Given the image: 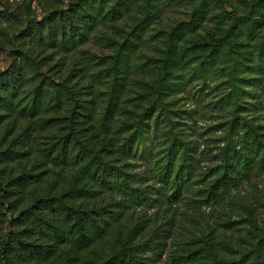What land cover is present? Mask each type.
<instances>
[{"label":"trees","instance_id":"16d2710c","mask_svg":"<svg viewBox=\"0 0 264 264\" xmlns=\"http://www.w3.org/2000/svg\"><path fill=\"white\" fill-rule=\"evenodd\" d=\"M130 8L131 2L123 0L120 9L110 11V18L115 20ZM260 12L249 23L250 34L264 26V7ZM0 18L6 17L0 13ZM242 21L248 23V17ZM93 23L94 19L81 15L78 9L69 8L54 14L47 38L36 31L26 35L35 36L40 46L46 40L64 48L84 40L83 30ZM246 62L250 76L242 82L248 88L264 87V45L259 63L253 59ZM24 69L20 58L14 57L12 68L0 73V124L3 114H12L15 128L19 120L29 122V138L48 135L35 138L33 147L18 150L10 143L0 150V226L5 224L4 214H9L15 227L8 239L0 242V264H52L63 248L74 250L79 264H92L83 254L113 230L114 252L97 264H149L147 255L159 253L169 264H264V233L258 232L255 210L241 194L255 174L264 173V126L247 115L253 111L250 100L254 95L243 92L238 101L232 92L207 104L210 112L236 111L230 121L216 127L226 131L227 140L216 153L211 151V139L200 152L181 128L171 123L159 144L160 154L153 159L150 172L154 183L148 185L131 170L139 138L134 123L126 122L108 138L97 127L96 109L90 103L80 104L70 117L51 116L50 110L69 91L50 82L57 88L56 99L47 101L44 90L20 97L26 81ZM52 131L59 136L49 135ZM115 142H119L116 147ZM32 156H38L43 166L76 167L88 184L61 195L46 193L33 199L29 194L32 187L42 183L49 170L13 173L14 165L22 166ZM107 195L119 197V201L108 203ZM73 197L79 200L77 206L69 202ZM84 202L91 206L84 207ZM126 213L131 224L120 223ZM241 225L248 233L238 251L227 241Z\"/></svg>","mask_w":264,"mask_h":264},{"label":"rangeland","instance_id":"374dc122","mask_svg":"<svg viewBox=\"0 0 264 264\" xmlns=\"http://www.w3.org/2000/svg\"><path fill=\"white\" fill-rule=\"evenodd\" d=\"M128 1L131 8L122 10L123 14L113 20L110 11L120 9L123 0H0V13L6 17L0 18V73L12 68L14 57L20 58L26 72L20 97H32L36 90H44L48 93L47 101L56 99L57 88L50 82L60 83L69 95L62 97L49 115L70 117L80 104L90 103L96 109L97 127L108 138L126 122L134 123L139 138L131 170L137 179L152 185L153 159L160 154L159 144L167 137L171 123L177 124L200 152L208 139L213 153L226 145V131H217L216 127L230 121L235 108L224 113L206 110L208 103L222 95L235 92L238 101L243 92L254 95L250 100L253 111L247 115L264 126V87L248 88L242 82L250 76L246 73V61L253 59L259 63V52L264 45V26L250 34L249 25L260 16L264 0ZM69 8L94 19L83 30L85 38L81 42L63 48L45 40L40 46L35 36L26 35L27 31L33 35L36 31L47 38L48 24L54 14ZM244 17H248V23L242 21ZM3 115L0 150L10 143L18 150L33 147L35 138L48 135L29 138L28 121L19 120L15 128L14 116ZM49 135L59 136L56 131ZM118 144L115 142L114 147ZM14 166V174L49 170L46 179L32 187L29 194L33 199L46 193L61 195L88 184L78 168L43 166L38 156H32L22 166ZM241 194L255 210L258 232L264 233V173L255 174L243 186ZM106 197L108 203L119 201V197ZM69 202L79 204L75 197ZM83 205L91 206L88 202ZM4 215L0 242L6 241L15 229L11 216ZM120 223L131 224L127 213ZM247 233L246 226H239L227 244L239 251ZM115 240L116 230H113L83 256L97 264L114 252ZM61 253L52 264H79L74 250L63 248ZM147 261L169 264L162 253L148 254Z\"/></svg>","mask_w":264,"mask_h":264}]
</instances>
